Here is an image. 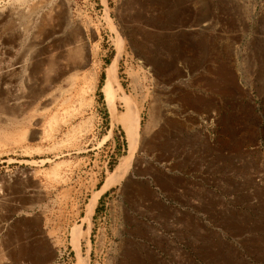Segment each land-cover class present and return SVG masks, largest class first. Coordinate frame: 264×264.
<instances>
[{
	"label": "rangeland",
	"instance_id": "374dc122",
	"mask_svg": "<svg viewBox=\"0 0 264 264\" xmlns=\"http://www.w3.org/2000/svg\"><path fill=\"white\" fill-rule=\"evenodd\" d=\"M118 56L115 121L103 88ZM130 105L132 166L173 153L196 167L244 232L233 246L264 264V0H0V264L25 235L77 264L78 220L91 227L88 204L129 154Z\"/></svg>",
	"mask_w": 264,
	"mask_h": 264
},
{
	"label": "crops",
	"instance_id": "0c3cea01",
	"mask_svg": "<svg viewBox=\"0 0 264 264\" xmlns=\"http://www.w3.org/2000/svg\"><path fill=\"white\" fill-rule=\"evenodd\" d=\"M180 162L177 155L167 154L165 165L138 162L105 191V184H100L91 227L90 222H83L85 217L78 220L86 234L81 241L82 256L88 254L90 242L91 264L263 261L233 246L234 237L240 238L244 232L234 236L232 219L222 213L218 216L215 185L195 180L196 167L184 171ZM33 237H16V258L10 248L6 249L9 264H67L62 249ZM29 238L34 244L37 242L32 250H27Z\"/></svg>",
	"mask_w": 264,
	"mask_h": 264
},
{
	"label": "bare ground",
	"instance_id": "6f19581e",
	"mask_svg": "<svg viewBox=\"0 0 264 264\" xmlns=\"http://www.w3.org/2000/svg\"><path fill=\"white\" fill-rule=\"evenodd\" d=\"M120 42V40H119ZM78 44V43H77ZM79 45V44H78ZM120 46V44H118ZM122 46V45H121ZM121 46L119 47L120 49V52H122L121 50ZM70 48V47H69ZM120 56V55H119ZM119 56L116 57L114 63L110 66V68L108 69V72H107V79H106V82H105V85H104V88H103V91L106 95V98H107V102H108V107L110 108V110L112 111V114H113V117H114V120L117 121L118 118L115 114V107H114V99H115V95H114V84L116 83L117 81V69H118V61H119ZM21 60V59H20ZM70 59H64V61L60 64V68L57 72H55V74H57V78L60 80L62 79L65 75H67V73L71 72L74 70H78V69H81L83 68L84 66V63H85V57L84 59H81V61H72L71 62L69 61ZM40 64L38 63V66ZM18 66V65H17ZM26 66V65H25ZM25 66L24 64L21 65V66H18V75H23L24 71H25ZM36 67L34 69V71L39 68V67ZM27 67V66H26ZM27 70H28V67H27ZM38 70V69H37ZM33 71V70H32ZM26 73V72H25ZM30 73V72H29ZM28 73V74H29ZM79 73V72H78ZM17 74V73H16ZM73 76H70L71 78L70 79H76L78 80L79 79V74L74 73L72 74ZM23 77V76H21ZM19 78V77H18ZM83 78V77H82ZM85 78V77H84ZM93 78V77H92ZM68 80V79H66ZM10 82V80H9ZM70 82V81H69ZM75 82V81H74ZM73 82V83H74ZM94 83V82H93ZM13 84V83H12ZM62 86V85H61ZM86 86V85H85ZM93 87H91L92 89ZM95 89V88H94ZM69 90V89H68ZM83 90V89H82ZM86 90V88H85ZM84 91V90H83ZM92 91V90H91ZM68 92V91H67ZM90 92V89L88 91H84V93H89ZM67 94V93H66ZM65 94V95H66ZM88 95V94H87ZM82 98V97H81ZM84 98V97H83ZM70 100V98H66L65 101H68ZM50 101V100H49ZM17 103V102H16ZM57 101L54 99L51 104H56ZM22 106V104H21ZM18 108V107H17ZM130 116H128L127 118L123 119V125H124V128L127 132V137H128V142H129V154L124 156L122 159H121V162L118 164V166L116 167L115 169V172L113 173V176L111 178V184L109 185H106L103 189V191H105L106 189H108L109 187H111L112 185L116 184L117 182L120 181V179H122L129 171V169L131 168L134 160H135V153L138 149V146H139V127H140V116L139 114L133 109V107L130 105ZM129 114V113H128ZM119 122V121H118ZM102 191V192H103ZM101 193H99L98 195H96L92 201H91V204L89 203V211H90V215H92L94 213V210H95V207H96V204H97V200H98V196L100 195ZM82 237H85V232H83L80 228L78 230V233H76V235H74V241L73 243H75V248L78 250V261H77V264H88L89 262V259L86 258V257H83L80 253V249H79V246H80V240L82 239ZM74 245V244H72Z\"/></svg>",
	"mask_w": 264,
	"mask_h": 264
},
{
	"label": "built area",
	"instance_id": "2783aa9c",
	"mask_svg": "<svg viewBox=\"0 0 264 264\" xmlns=\"http://www.w3.org/2000/svg\"><path fill=\"white\" fill-rule=\"evenodd\" d=\"M70 8H71V7H70ZM70 10H72V8H71V9H69V11H70ZM74 10H76V7H75V9H73V11H74Z\"/></svg>",
	"mask_w": 264,
	"mask_h": 264
}]
</instances>
